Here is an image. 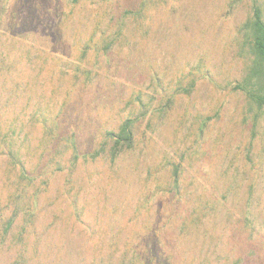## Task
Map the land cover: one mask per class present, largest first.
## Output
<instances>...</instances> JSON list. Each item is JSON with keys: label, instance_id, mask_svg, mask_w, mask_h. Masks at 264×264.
<instances>
[{"label": "rangeland", "instance_id": "1", "mask_svg": "<svg viewBox=\"0 0 264 264\" xmlns=\"http://www.w3.org/2000/svg\"><path fill=\"white\" fill-rule=\"evenodd\" d=\"M251 7L0 0V139L36 176L1 149L0 222L23 213L0 264H264V109L235 90Z\"/></svg>", "mask_w": 264, "mask_h": 264}, {"label": "trees", "instance_id": "2", "mask_svg": "<svg viewBox=\"0 0 264 264\" xmlns=\"http://www.w3.org/2000/svg\"><path fill=\"white\" fill-rule=\"evenodd\" d=\"M251 17L245 24V29L247 36L250 38L251 42V52L253 59L248 68L245 77L242 79V83L235 86V90H238L244 94L246 99L255 107L256 110L264 109V18L262 14L261 7L257 4L256 0H251ZM2 58L0 57V66H2ZM254 120L257 122L258 118L255 116ZM256 124V123H255ZM133 122L131 120H126L117 135L110 134L113 138L111 140L114 142L111 153L112 162L116 159L117 155L121 152L122 147H126V150H131L134 145V138L132 135ZM256 125H254V129ZM51 133V131H49ZM8 135L3 136L0 139V151L3 148L10 147L8 149V155L11 156L12 163L21 165L22 176L29 184L33 185L36 176L33 172H26L22 161L18 158L19 155L13 153L14 148L8 140ZM77 151L72 147V157L70 168L75 167L77 161ZM63 170V169H61ZM60 170V171H61ZM173 182L177 183L178 172L174 171L172 174ZM23 213L19 208H14L12 215L4 222H0V241H4L9 231L13 228L16 219ZM2 229V230H1ZM24 230V229H23ZM25 252L22 250L18 253L17 259L19 262H23Z\"/></svg>", "mask_w": 264, "mask_h": 264}]
</instances>
